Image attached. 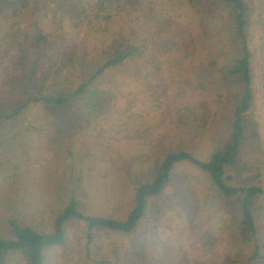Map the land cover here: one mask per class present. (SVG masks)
<instances>
[{
	"label": "rangeland",
	"instance_id": "rangeland-1",
	"mask_svg": "<svg viewBox=\"0 0 264 264\" xmlns=\"http://www.w3.org/2000/svg\"><path fill=\"white\" fill-rule=\"evenodd\" d=\"M6 1L8 6L0 12V100L14 98L10 81L21 71L22 51L29 55V67L37 70L30 91L47 94L69 91L90 78L89 65L102 62L115 44L138 40L140 49L96 78L94 84L113 100L77 134L49 146L45 110L39 104H30L2 129L0 226L18 218L52 232L55 217L71 199L85 215L122 220L133 205L138 183L151 181L168 153L186 151L207 158L218 114V80L199 74L216 55L225 33L213 16L212 0H141L137 8L112 9L79 27L53 4ZM251 2L252 86L264 146V0ZM39 34L43 41L36 48ZM62 48L71 50L74 64L62 66ZM170 178L156 199L161 212L150 208L149 222L138 228V234L147 231L149 254L157 264H180L183 251L191 252L190 238L199 230H192L183 209L191 200L194 223L221 231L222 212L207 174L184 161L173 166ZM262 197L259 233L264 242ZM64 229L66 243L48 250L45 264H126L136 235L95 227L89 237L87 221L75 216ZM222 238L207 252L214 264L230 243L225 234Z\"/></svg>",
	"mask_w": 264,
	"mask_h": 264
},
{
	"label": "trees",
	"instance_id": "trees-1",
	"mask_svg": "<svg viewBox=\"0 0 264 264\" xmlns=\"http://www.w3.org/2000/svg\"><path fill=\"white\" fill-rule=\"evenodd\" d=\"M38 1L45 6L53 4L56 11L67 17L75 27L103 18L112 9H134L141 3V0ZM212 1L216 6L213 16L225 33L216 55L210 57L199 74L201 78L210 75L218 80L214 91L218 114L207 158L200 160L186 151L168 153L157 166L151 181L138 183L133 205L122 220L85 215L78 210V202L74 199L57 214L52 232L39 230L25 220L8 218L0 226V264H45L48 250L66 243L64 224L70 216L87 221L89 237L95 227L136 234L131 239L126 264H157L149 254L147 231L146 234L144 231L143 235L138 234V228L149 222L147 216L150 208L151 212H161L156 199L170 183L173 166L184 161L207 174L222 212V224L219 226L221 231L195 224L194 218L197 216L193 201L185 204L183 209L188 213L187 223L192 230H199L192 234L191 252L188 251V256L186 250L183 251L184 259L181 258L180 264H214L208 259L207 252L221 243L224 234L225 238H230V243L224 246L227 250L217 264H264V242L259 233L264 194V146L255 115L252 86L254 55L249 46L254 9L251 0ZM7 6L6 0H0V12ZM42 41V35H36L34 46L40 47ZM137 42L132 40L126 46L123 43L115 44L102 62L89 65L90 78L69 91L61 88L47 94L30 91L37 70L35 65L29 67V55L22 51L19 56L20 61L22 58L21 71L10 81L14 98L10 101L0 100V139H3L2 129L15 121L30 104L44 107L48 126L47 143L51 147L88 127L91 119L113 100L94 81L107 69L123 65L135 56L140 49ZM261 46L264 48V35ZM59 54L63 67L74 64L71 50L62 48ZM151 235L155 233L151 232Z\"/></svg>",
	"mask_w": 264,
	"mask_h": 264
}]
</instances>
